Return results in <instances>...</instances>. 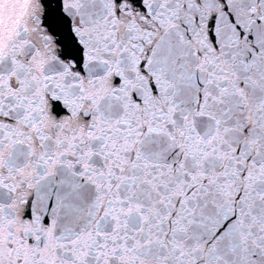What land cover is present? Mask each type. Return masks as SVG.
<instances>
[{"label":"snow or ice","instance_id":"6c2138e0","mask_svg":"<svg viewBox=\"0 0 264 264\" xmlns=\"http://www.w3.org/2000/svg\"><path fill=\"white\" fill-rule=\"evenodd\" d=\"M0 264H264V0H0Z\"/></svg>","mask_w":264,"mask_h":264}]
</instances>
